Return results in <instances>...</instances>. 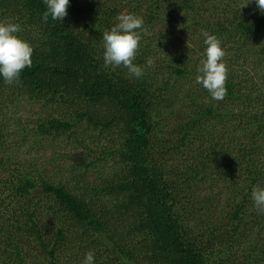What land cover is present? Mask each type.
Here are the masks:
<instances>
[{"label": "trees", "instance_id": "obj_1", "mask_svg": "<svg viewBox=\"0 0 264 264\" xmlns=\"http://www.w3.org/2000/svg\"><path fill=\"white\" fill-rule=\"evenodd\" d=\"M46 10L0 0V22L33 48L18 84L0 76V264H83L89 251L94 264H264L255 0H69L63 21L45 23ZM121 12L148 33L139 78L104 66L102 35ZM176 29L191 47L175 48ZM202 31L230 57L223 101L196 83Z\"/></svg>", "mask_w": 264, "mask_h": 264}, {"label": "clouds", "instance_id": "obj_2", "mask_svg": "<svg viewBox=\"0 0 264 264\" xmlns=\"http://www.w3.org/2000/svg\"><path fill=\"white\" fill-rule=\"evenodd\" d=\"M47 10L43 13L42 19L46 23L49 16L53 21H63L68 15L69 0H44ZM261 13H264V0H255ZM245 5L244 7H247ZM183 15V14H182ZM116 23L111 30L105 31L102 35L104 48V66L113 70L124 67L130 76L137 78L143 76L144 70L134 63L139 49L142 34H148L143 27L144 21L135 14L121 13L116 17ZM18 23L9 21L0 22V76L6 84L12 85L20 82L21 72L32 65L33 48L31 45L19 38L17 33L21 31ZM205 37L204 44L206 59L201 61L198 68L196 83L201 84L215 101H223L227 95L226 81L228 69L225 63L221 62L226 55L221 43L214 35L202 31ZM189 43L187 47H189ZM155 59H147V67H153ZM252 200L256 208L264 212V188L254 187L252 189ZM83 264H94V253L89 251Z\"/></svg>", "mask_w": 264, "mask_h": 264}, {"label": "rangeland", "instance_id": "obj_3", "mask_svg": "<svg viewBox=\"0 0 264 264\" xmlns=\"http://www.w3.org/2000/svg\"><path fill=\"white\" fill-rule=\"evenodd\" d=\"M121 13H125V12H121ZM120 13V14H121ZM116 23H118V21L116 20L115 21V24ZM114 24V25H115ZM174 37V42L176 43V45H175V48L177 49V50H182L188 43H190L188 40H187V38H186V35H184L183 34V32L180 30V29H176L175 30V32H174V35H173ZM189 47H191V46H189ZM185 55L186 56H188L187 57V59L188 60H194V59H196L197 57H198V53H194V54H192V55H189L188 53H185ZM205 55H202V57H204ZM230 57H227L226 58V56H224V58H223V60L221 61V62H223V63H225V61L227 60V59H229ZM240 68V67H239ZM238 68V69H239ZM248 71L249 72H251L252 74H253V76H254V78H257V82H258V77H259V75H260V73H258V70H254V72H253V70H251V69H248ZM33 107H35V106H33ZM38 109V108H37ZM34 108H32V111H30V113H27V112H25L23 115L24 116H30V117H32V115L34 116ZM171 126H172V124H171ZM64 157L65 156H63V155H61V159H60V161H59V163H58V165L60 166V167H63L64 165H66V163H65V161H64ZM67 161V160H66ZM48 169H50V171H52V169L51 168H48Z\"/></svg>", "mask_w": 264, "mask_h": 264}]
</instances>
